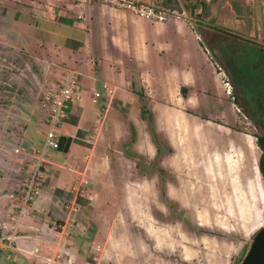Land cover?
Returning a JSON list of instances; mask_svg holds the SVG:
<instances>
[{
  "label": "rangeland",
  "instance_id": "rangeland-1",
  "mask_svg": "<svg viewBox=\"0 0 264 264\" xmlns=\"http://www.w3.org/2000/svg\"><path fill=\"white\" fill-rule=\"evenodd\" d=\"M180 1L182 9L170 8L174 12H167L168 19L186 16L183 9L190 15L195 11L190 12L193 4L211 3V13H216L219 21H227L225 33L241 44L257 46L239 35L263 32L264 23L258 22L261 1ZM161 2L154 6L168 11ZM209 12V8L203 9L204 15L209 16ZM204 18L207 28L203 26L200 31L201 45L209 58L205 61L202 53V84L208 91L201 84L197 97L200 106L195 110L198 118L194 120L198 121L199 132L186 137L189 140L184 147L176 145L178 150H172L156 131L154 114L147 109L150 131L165 153L158 151L151 160L135 158L137 162H147V168L139 169L131 163L124 169L125 180L117 187L106 186L100 198L92 202L85 220L80 217L82 209L69 208L72 215L68 224L72 225L65 229L64 220L32 215L31 209L39 196L42 155L47 151L43 148L49 129L44 122L47 108L73 68L63 69L64 60L56 50L44 46L25 48L0 29V230L10 228L24 236L20 239L24 244L18 246L22 253L0 244V264L243 261L255 234L264 227V179L259 169L262 149L256 137L264 133V58L253 46L247 50L234 48L225 61L218 58L215 46L206 38L208 25L214 24ZM259 18L264 22V7ZM77 84L69 103L75 99ZM172 94L177 91L172 90L171 98ZM176 119L175 111H163L162 124L173 133ZM146 173L148 177L143 178ZM32 184L38 193L27 196ZM13 202L15 210L11 211ZM8 214L14 217L15 225L21 214L25 218L27 214V218L12 227L6 223L12 220ZM112 224L114 229L107 232ZM49 225L64 232L57 235ZM103 225L109 226L102 231ZM9 241L12 240L0 232V243ZM107 242L110 250L105 251ZM29 250L34 255L32 259L26 255Z\"/></svg>",
  "mask_w": 264,
  "mask_h": 264
},
{
  "label": "crops",
  "instance_id": "crops-1",
  "mask_svg": "<svg viewBox=\"0 0 264 264\" xmlns=\"http://www.w3.org/2000/svg\"><path fill=\"white\" fill-rule=\"evenodd\" d=\"M134 1L151 5L160 2ZM260 1L262 14L258 22L262 24L259 17L263 16L264 0H257ZM179 3L180 0L177 11L182 9ZM197 4L190 7V12L195 9L190 15L183 9L186 16L153 21L108 4L95 3L82 11L76 0H0V29L25 48L44 46L56 50L64 60L63 69L73 68L79 77L75 99L67 105L66 117L56 131L57 146L48 148L42 155V181L32 215L62 219L64 229L70 228L69 208L82 209L80 217L85 220L92 202L100 198L105 187H117L125 180L124 169L131 163L139 169L147 168V162H137L135 158L151 160L158 151L165 153L150 131L147 109L154 114L156 131L172 150H178L174 148L176 145L184 147L189 140L186 137L199 132L198 121L194 120L198 118L195 110L200 106V98L197 97L204 82L201 56L206 54L200 31L203 26L206 30L207 25L202 19L207 17L214 24L208 25L206 38L215 46L218 58L225 61L234 48L247 50L253 45L241 44L225 33L227 21L223 18L219 21L218 15L211 13V3ZM206 8L210 10L209 16L203 14ZM81 13L84 18H79ZM239 38L256 42L257 46L253 47L264 58V29L254 36L239 35ZM104 83L110 91L104 89ZM173 89L177 94L171 98ZM97 91L102 96L96 97ZM166 110L177 115L174 133L162 124ZM147 177L146 173L143 178ZM9 192L12 196L16 194ZM13 205L11 211L15 210L14 202ZM10 216L12 220L6 223L12 227L20 225L25 218L21 214L15 225L12 214L7 215ZM106 226L109 225H103L102 231ZM4 228L1 234L12 241L0 244L6 248L13 246L22 253L18 246L24 244L20 240L24 236ZM49 228L57 235L64 232L50 225ZM108 229L111 232L114 224ZM105 246V251L110 250L108 242ZM31 252L26 255L32 259Z\"/></svg>",
  "mask_w": 264,
  "mask_h": 264
},
{
  "label": "built area",
  "instance_id": "built-area-1",
  "mask_svg": "<svg viewBox=\"0 0 264 264\" xmlns=\"http://www.w3.org/2000/svg\"><path fill=\"white\" fill-rule=\"evenodd\" d=\"M95 3L108 4L115 7H119L138 16H142L153 21H165L168 19L167 12H174L170 9L166 11L165 9L158 8L154 5L144 4L142 2L134 0H76V4L82 9V11H84L87 6ZM79 18H84V15L82 13L79 14ZM78 82V73L75 69H72L65 82L61 86L59 90V95L55 99H52L51 103L49 104L47 108L48 115L46 118V123L49 126V129L46 135L44 149L57 146L56 131L59 125L62 124L64 118L66 117V105H68V103L74 97ZM103 87L105 90L110 91L109 85L107 83H104ZM100 96H102V93L100 91H97L96 97ZM33 186L34 185L32 184V186H30V188L28 189L27 196H31L35 193H38V190H34Z\"/></svg>",
  "mask_w": 264,
  "mask_h": 264
},
{
  "label": "water",
  "instance_id": "water-1",
  "mask_svg": "<svg viewBox=\"0 0 264 264\" xmlns=\"http://www.w3.org/2000/svg\"><path fill=\"white\" fill-rule=\"evenodd\" d=\"M240 264H264V227L255 234L250 250Z\"/></svg>",
  "mask_w": 264,
  "mask_h": 264
},
{
  "label": "trees",
  "instance_id": "trees-1",
  "mask_svg": "<svg viewBox=\"0 0 264 264\" xmlns=\"http://www.w3.org/2000/svg\"><path fill=\"white\" fill-rule=\"evenodd\" d=\"M162 3H163V5H165L169 8L176 9L177 5H178V0H163ZM256 137H257V142H258L260 148L262 149V154H261L260 159H259V169H260V172H261L262 177L264 179V133L260 132L259 134L256 135Z\"/></svg>",
  "mask_w": 264,
  "mask_h": 264
}]
</instances>
